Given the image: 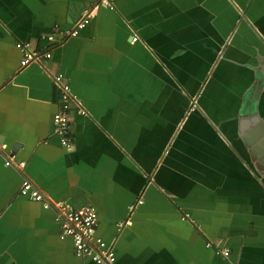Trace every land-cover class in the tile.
I'll list each match as a JSON object with an SVG mask.
<instances>
[{
    "label": "crops",
    "instance_id": "0c3cea01",
    "mask_svg": "<svg viewBox=\"0 0 264 264\" xmlns=\"http://www.w3.org/2000/svg\"><path fill=\"white\" fill-rule=\"evenodd\" d=\"M25 179L93 205L110 264H264V0H0V264H95Z\"/></svg>",
    "mask_w": 264,
    "mask_h": 264
},
{
    "label": "built area",
    "instance_id": "2783aa9c",
    "mask_svg": "<svg viewBox=\"0 0 264 264\" xmlns=\"http://www.w3.org/2000/svg\"><path fill=\"white\" fill-rule=\"evenodd\" d=\"M112 6V0H94V6ZM93 9L84 11V15L78 19L68 30L63 32L65 36H74L78 31L86 26L90 18L93 16ZM49 41H53L54 35L49 34L46 36ZM132 40H136L133 36ZM15 47L21 55L20 65L24 66L31 61L38 59V50H32L27 42H16ZM44 56L49 57L50 53L45 51ZM54 81L58 87L60 94V106L59 109L55 110L52 115L53 132L58 137L59 143L65 148H69V120L71 103L76 105L79 103L77 97L72 92L69 83L65 78L58 74L54 77ZM80 112H83L82 110ZM12 158L5 160L6 165L13 164ZM24 162L19 161L18 167H22ZM20 194L41 202L44 208L54 207L56 211L61 210L60 215L56 217L59 220L61 227V237H69L73 244V250L76 256H86L91 259L95 264H110L114 261V254L111 247L106 245L99 237L95 236V228L97 225V213L93 205H85L78 209L63 210L62 205L59 202H53L46 198L42 191H40L35 185L29 180L25 179L19 189ZM137 203H141L138 200ZM136 203V204H137ZM135 204V205H136ZM135 205L129 206V210L132 211ZM60 212V211H59ZM130 220H126L124 224H129ZM120 226V223L118 224ZM209 245V244H208ZM218 252L224 256L228 255L227 248L217 249Z\"/></svg>",
    "mask_w": 264,
    "mask_h": 264
}]
</instances>
